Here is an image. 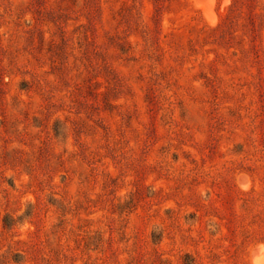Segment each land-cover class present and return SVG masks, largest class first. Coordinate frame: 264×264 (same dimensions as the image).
Here are the masks:
<instances>
[{"label": "rangeland", "instance_id": "obj_1", "mask_svg": "<svg viewBox=\"0 0 264 264\" xmlns=\"http://www.w3.org/2000/svg\"><path fill=\"white\" fill-rule=\"evenodd\" d=\"M0 264H264V0H0Z\"/></svg>", "mask_w": 264, "mask_h": 264}]
</instances>
